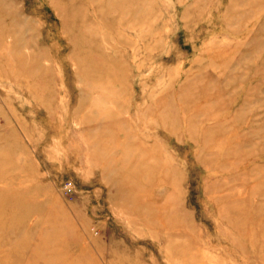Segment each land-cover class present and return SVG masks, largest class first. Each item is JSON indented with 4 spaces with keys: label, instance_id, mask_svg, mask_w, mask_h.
<instances>
[{
    "label": "rangeland",
    "instance_id": "rangeland-1",
    "mask_svg": "<svg viewBox=\"0 0 264 264\" xmlns=\"http://www.w3.org/2000/svg\"><path fill=\"white\" fill-rule=\"evenodd\" d=\"M0 264H264V0H0Z\"/></svg>",
    "mask_w": 264,
    "mask_h": 264
},
{
    "label": "built area",
    "instance_id": "built-area-1",
    "mask_svg": "<svg viewBox=\"0 0 264 264\" xmlns=\"http://www.w3.org/2000/svg\"><path fill=\"white\" fill-rule=\"evenodd\" d=\"M66 191L70 189L69 185H66V187L64 188Z\"/></svg>",
    "mask_w": 264,
    "mask_h": 264
}]
</instances>
